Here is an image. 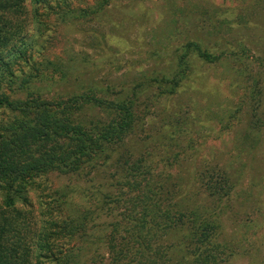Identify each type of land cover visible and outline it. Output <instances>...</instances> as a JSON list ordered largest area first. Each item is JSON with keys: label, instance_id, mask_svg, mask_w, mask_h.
Wrapping results in <instances>:
<instances>
[{"label": "rangeland", "instance_id": "obj_1", "mask_svg": "<svg viewBox=\"0 0 264 264\" xmlns=\"http://www.w3.org/2000/svg\"><path fill=\"white\" fill-rule=\"evenodd\" d=\"M25 2L22 38L6 58L16 55L10 59L19 79H54L33 82L39 96L94 87L119 91L135 83L155 95L141 103L147 108L107 165L49 174L27 188L19 208L32 219L31 249L48 237L51 250L43 251L42 263L139 264L159 251L164 263L173 237L153 220L154 205L163 207L174 195L206 207L208 186L227 195L224 178L235 189L216 231V241L229 246L218 264H264V131L253 156L244 143L247 134L255 137L264 111V0ZM194 39L209 49L213 63H198L175 95H161L153 80L173 74L174 51ZM6 82L1 92L26 99ZM13 118L0 109V128ZM56 191L68 193L66 205L55 200ZM132 204L138 208L131 210ZM68 225L84 229L70 240L64 237ZM10 238L16 248L18 235ZM78 251L81 259L69 258Z\"/></svg>", "mask_w": 264, "mask_h": 264}, {"label": "trees", "instance_id": "obj_2", "mask_svg": "<svg viewBox=\"0 0 264 264\" xmlns=\"http://www.w3.org/2000/svg\"><path fill=\"white\" fill-rule=\"evenodd\" d=\"M25 1L28 0H0V88L7 81L6 85L12 91L26 94V99L12 100L0 89V109L14 115L11 122L0 128V264H33V253L36 251H41L37 262L43 264V251L51 250L46 235L42 240L39 237L32 246L36 247V251L27 242L33 223L19 207L25 202L30 184L53 173H76L88 163L93 167L107 165L132 133L140 120L141 110L147 108L141 103L155 96L148 95L150 87L144 88L137 83L119 91L115 87H108V90L94 87L77 95L39 96L33 82L40 79L53 83L54 79L36 75L31 80L19 79L12 71L11 59L16 55L6 58V51L15 49L22 38ZM31 1L34 5L45 3V0ZM80 14L81 18L87 16L86 12ZM237 44L242 50L246 49L244 42ZM204 46L199 39H194L182 45L180 50L174 49L173 74L161 75L153 80L160 85L157 90L164 89L161 95H175L198 63H213L209 49ZM259 117L261 120L257 129L252 131L255 137L250 140V134H247V141L244 142L248 145L249 157L261 145L257 135L264 131V111ZM247 166L242 165V168ZM218 177L220 182L224 175ZM222 181L228 187L227 195L222 197L220 193L213 192L214 187L208 186L211 195L205 197L206 207L195 205L188 198L176 201L174 195L171 202L167 200L163 207L155 204L153 220L157 226H163L168 237H173L170 238L169 251H165L170 257H166L163 263L159 251V257L145 258L139 264H218L222 250L229 249V246L216 241V231L220 227L219 218L223 210L232 207L231 197L235 189L229 179L222 178ZM54 195L60 205H66L68 193L56 191ZM137 208L132 204L131 210ZM145 217L141 220L147 222ZM66 229L64 237L73 240L84 228L72 229L68 225ZM11 234L18 235L19 245L16 244V248L10 244ZM113 251H116L115 247ZM75 253L69 258H82L81 251L77 252L78 255ZM65 264L80 263L70 260Z\"/></svg>", "mask_w": 264, "mask_h": 264}]
</instances>
